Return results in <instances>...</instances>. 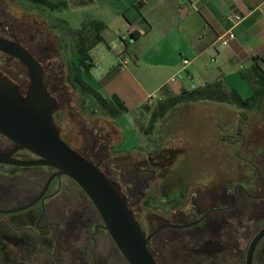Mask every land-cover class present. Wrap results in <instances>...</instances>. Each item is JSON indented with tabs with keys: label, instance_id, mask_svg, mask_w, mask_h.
I'll use <instances>...</instances> for the list:
<instances>
[{
	"label": "rangeland",
	"instance_id": "rangeland-1",
	"mask_svg": "<svg viewBox=\"0 0 264 264\" xmlns=\"http://www.w3.org/2000/svg\"><path fill=\"white\" fill-rule=\"evenodd\" d=\"M151 1L153 9L148 15V20H154L160 11L165 19L169 11L168 4ZM47 2L50 7L27 0H0V22L28 25L3 27L25 38L34 55L42 58V65H48V69L56 72L55 85L50 88V92L54 96L56 107L66 108L61 116L56 115V120L62 129L61 136L68 145L76 151L85 152L87 145L84 144L86 137L82 134V124L88 132L101 129L109 137L110 151L102 161L103 169L109 172L118 191L134 205L135 216L131 213L141 224L146 235L164 223H177V219H180L175 217L177 211L186 212L191 209L193 198L198 191L211 193L222 187L232 191L234 187L239 189L237 185L247 186L252 183L260 188L257 170L264 179V98L255 107L248 109L215 102L178 105L163 119L157 120L152 129L148 128L149 117L157 103L146 105L138 112L123 114L119 118L125 119L123 125H127L125 143L123 149H119L117 147L120 145L121 134L113 124L115 120L103 116L94 100L89 95L79 93L71 81L72 68L78 63L77 31L83 29L87 35L92 34L93 26L89 27V22L109 21L118 8L112 0ZM105 65H108V62L103 60L101 64L90 69L89 74L95 81L85 74L83 79L102 96L109 97L111 80L103 82L102 78L116 65L112 64L102 75L101 67ZM0 70L6 71L14 84L19 85V82L27 81L28 86L25 70L2 55ZM227 82L234 88L229 89L235 90L242 99L250 98L252 91L244 80L228 79ZM175 92L171 94L179 93ZM133 146H136L135 149H129ZM145 160L148 163L156 161L160 164L156 167L148 166ZM139 163L155 169V173L139 174V167L134 166ZM145 178L151 179L142 183ZM68 185L66 202L70 205L71 215L85 216L102 224L96 210L81 190L72 181ZM140 187L142 189L138 192ZM77 197L82 200L80 207L76 201ZM55 199L56 206L62 203L58 197ZM199 216L200 213H197L191 220ZM11 217L8 216L9 219ZM212 217L207 216L205 221ZM258 219L249 215L242 218L245 225L250 221V233L242 229L231 233L227 228L224 229L220 237L223 249L217 254L212 251L213 244L207 243L210 235L194 238L193 231L202 227L204 222L194 230H160L149 248L160 264H240V252L245 257L251 239L264 224V221ZM86 231L88 233L81 235L85 243L86 237L94 230L89 227ZM0 232L3 233L0 236V264H29L20 253L23 247L17 238L20 236L31 239V235L13 229ZM3 235H8L9 238L6 239ZM71 235L75 237L77 232L73 231ZM83 242L74 244L72 240V253L57 255L59 260H49L43 254H36L32 264H50L53 261L55 264H127L105 231L96 234L95 247L87 245L89 250L92 248V258L74 252L82 250L85 246L82 247ZM227 244L231 247L230 251L227 250ZM262 246L264 239L259 244L254 263L260 261L259 257L263 259L262 255L258 254ZM78 253L82 260L76 256Z\"/></svg>",
	"mask_w": 264,
	"mask_h": 264
},
{
	"label": "crops",
	"instance_id": "crops-1",
	"mask_svg": "<svg viewBox=\"0 0 264 264\" xmlns=\"http://www.w3.org/2000/svg\"><path fill=\"white\" fill-rule=\"evenodd\" d=\"M112 1L118 8L116 14L101 21L102 42L89 54L94 66L108 62L101 67L102 75L112 64L118 68L108 94L123 101L127 108L124 114L140 111L148 105L149 97L151 104L160 102L166 95L163 89L179 91L169 81L181 75L182 59L189 60L186 71L192 75L191 81L178 78L183 88L216 79L233 88L228 79L240 80V72L253 64L254 57L264 70V0H156L157 4L166 2L169 11L165 19L160 11L152 21L148 20L151 0ZM232 14L245 19L233 26L226 18ZM229 29L234 39L222 46L219 38ZM125 121L118 118L113 123L121 134L119 149L125 143Z\"/></svg>",
	"mask_w": 264,
	"mask_h": 264
},
{
	"label": "flooded vegetation",
	"instance_id": "flooded-vegetation-1",
	"mask_svg": "<svg viewBox=\"0 0 264 264\" xmlns=\"http://www.w3.org/2000/svg\"><path fill=\"white\" fill-rule=\"evenodd\" d=\"M3 26L28 25L25 23L15 24L0 22V38L18 43L33 56L43 71V86L55 102L54 96L52 92H50V88H54L56 72L52 71V69H48V65H42V58L40 56L34 55V53L28 47L29 43L25 42V38L10 32L7 27ZM28 41L32 40L28 39ZM0 55L15 65H19L23 71L25 70L24 66L16 59L1 52ZM24 74L27 77L26 70ZM0 75L5 77L7 81L16 87L21 95L25 94L27 90H25L27 87V81L19 82V85H16L10 81L6 71L0 70ZM65 109L66 108H64V106H57V111L55 113V129L59 137L65 143H67L61 136L62 129L56 120V115L65 113ZM81 127L82 134L86 137L84 144L87 145V148L85 152L78 151V153H80V155H82L87 161L93 164L118 191L114 185V180L111 178L109 172L103 169L104 165H102L103 159L108 156L110 151L109 137L101 129L98 131L94 130L93 132H88L83 124ZM14 148L15 144L0 135V154H8L12 152ZM11 158L18 160H33L36 157L28 151L20 150L11 155ZM144 162L148 166L153 167H156L157 164H160L156 161L148 163V161L145 160ZM147 165H144V163H139L136 165L134 164L135 167H139L137 172L141 175H152L155 173V169H150L149 167L147 168ZM257 172L258 182L260 184V188H262V193H260V188L256 187L253 183L247 186L237 185L239 189L234 187L232 191L227 190L226 187H222L217 192L211 193L208 191H198L195 196L193 195L194 202L191 209L187 210L186 212L177 211L178 213H176L175 217L180 218L177 219V223L172 224L167 222L161 226H158L157 229L163 226L179 225L187 227H163L160 230L170 229L172 231H177L182 228L194 230L197 225L204 222L202 227H199L197 230L195 229L193 231L195 232L193 234L194 238L196 237L199 239L204 238L205 235H210L209 237L211 238L208 239L207 243L211 245L213 244L212 251L214 254L219 253L223 249V244L220 237L222 236V231L224 229L227 228V231H230L231 233L235 232L236 229H242L244 232L250 233L252 231L251 226H248L250 221H248L246 225L242 221V218L247 215L254 216L259 218L260 221H264V179L262 178L260 171L257 170ZM55 173V170L47 167H13L0 164V230L6 232L8 229H13L31 235V239H25L20 236L17 238L19 244L23 247L20 253L24 256L25 260L27 259L28 262H30L29 264L34 262L36 254H43L49 260H55V258L56 260H59L56 256H59L62 253L71 254L73 251L71 241L74 240V244L83 242L81 235L88 233L86 229L89 227L94 231L89 233V235L86 237V243L83 242L82 247L83 245L85 246L82 248V250H75L74 252L77 251L81 255H87L88 257L92 258V248L89 250L87 245L91 244L95 247L96 234L99 231H105L102 227V224H98L95 220H89L85 216L78 217L71 215L70 205H68V202H66V194H68L69 191L68 183L71 180L64 176L57 177ZM147 179L151 178H145L142 183H145ZM141 189L142 187L138 188V192ZM183 193L184 192L181 194L183 195ZM119 194L129 207V210L133 212V215L135 216L133 211L134 205L130 204L127 198L124 197L120 192ZM55 197H58L59 200L62 201V203H60L58 206L55 205ZM76 201L78 202L79 207L82 206L81 199L77 197ZM17 209L23 210L18 212L4 213ZM197 213H200V216L195 220H191L194 219ZM9 215L12 216L11 219L8 218ZM210 215L213 217L205 221L206 217ZM263 227L264 224L258 231H256V234ZM157 229L150 233V235H153L151 236L148 243H151L157 232L160 231H156ZM73 231L77 232L75 237H72L71 235ZM2 234L3 233L0 232V236H2ZM3 237L6 239L9 238L8 235H3ZM263 239L264 237L257 243L255 247L251 264H264V246H262L261 250L258 252L259 255H262L263 259L259 257L260 261L254 263V256L257 254L259 244ZM2 247L4 248L5 246ZM227 250H231V247L228 244ZM79 253L76 256L79 260H82V257L79 256ZM245 260L246 255L243 257L240 252V264H245ZM18 264L25 263L18 262ZM50 264H55V262L53 261V263Z\"/></svg>",
	"mask_w": 264,
	"mask_h": 264
},
{
	"label": "water",
	"instance_id": "water-1",
	"mask_svg": "<svg viewBox=\"0 0 264 264\" xmlns=\"http://www.w3.org/2000/svg\"><path fill=\"white\" fill-rule=\"evenodd\" d=\"M0 52L20 62L28 79L27 90L21 95L16 87L0 75V135L15 144L12 152L0 154V164L47 167L55 170L57 177L68 178L92 204L103 229L127 264H157L148 250V242L153 234L146 235L106 177L59 137L55 129L57 107L43 86V71L37 61L21 45L3 38H0ZM20 150L28 151L36 158H11ZM263 237L264 227L249 243L245 264H251L255 247Z\"/></svg>",
	"mask_w": 264,
	"mask_h": 264
},
{
	"label": "trees",
	"instance_id": "trees-1",
	"mask_svg": "<svg viewBox=\"0 0 264 264\" xmlns=\"http://www.w3.org/2000/svg\"><path fill=\"white\" fill-rule=\"evenodd\" d=\"M27 1L31 3L49 5L50 7V4L47 2V0ZM92 26L93 33L90 35L84 33L83 29L77 31L76 56L78 63L72 68L71 81L74 88L79 93L89 95L94 100L98 107V111L103 116L116 120L127 112V108L123 101L115 94L110 95L109 97L102 96L83 79V74L89 75L90 69L94 66L89 54L90 51L97 44L102 42L100 31L103 28V23L90 21L89 27ZM258 59V57H254L253 64L245 71L240 72L241 79L244 80L251 88L252 94L250 98L242 99L235 90L226 87L223 79H216L211 83H206L203 86H199L194 89H183L175 95L168 92V90L166 91L163 89V91L166 92L165 98L158 102L154 110L151 111L148 128L152 129L153 124L157 120L163 119L170 110L177 107L178 105L186 103L215 102L235 105L237 107L246 109L255 107L256 104L264 98V70L258 63ZM117 72V67L112 68V70L102 78V81L104 82L111 80ZM120 141L121 139L119 142ZM149 246L150 243H148V248ZM148 250L150 251V248ZM151 255L153 256L156 263L160 264L152 253Z\"/></svg>",
	"mask_w": 264,
	"mask_h": 264
},
{
	"label": "built area",
	"instance_id": "built-area-1",
	"mask_svg": "<svg viewBox=\"0 0 264 264\" xmlns=\"http://www.w3.org/2000/svg\"><path fill=\"white\" fill-rule=\"evenodd\" d=\"M226 18H227V20L232 22L233 26H235V25H238L239 23H241L245 19V16L240 15V14H232V15H228ZM233 39H234V33L232 32V29L227 30L225 32V34L219 38L220 44L222 46L227 45V43ZM212 61H213V59H212ZM188 64H189V60L182 59V61H181V65H182L181 75L180 74L175 75L169 81L171 84H174L178 88L179 91H181L183 89H194V88H196V86H194L193 84H190L187 88H183L182 85H180V83L178 82V78H181L183 76L187 80H190V81L192 80L191 73L186 71V67ZM151 102H152V97H149L147 104L150 105Z\"/></svg>",
	"mask_w": 264,
	"mask_h": 264
}]
</instances>
